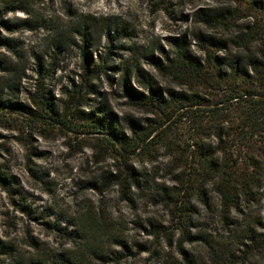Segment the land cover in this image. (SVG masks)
Masks as SVG:
<instances>
[{
	"label": "rangeland",
	"instance_id": "374dc122",
	"mask_svg": "<svg viewBox=\"0 0 264 264\" xmlns=\"http://www.w3.org/2000/svg\"><path fill=\"white\" fill-rule=\"evenodd\" d=\"M221 6L212 0H0V40L15 47L11 51L0 45V61L17 70L14 87L2 92L3 100L33 109L30 95L41 85L55 110L65 114L74 107L72 91L81 85L86 104L76 106L80 111L104 106L128 137L127 118L150 133L147 141L161 134L158 145L130 156L141 189L125 201L118 186L103 184L121 160L101 149L98 138L28 124L16 115V120H2L0 173L7 184H0V241L12 253L0 256V264L29 259L52 264L60 255L73 257L81 248L77 224L87 212L99 214L114 229L112 238L102 240L105 259L99 264H264V187L253 204L229 214L211 184L187 203L182 180L190 163L189 122L176 121V116L159 127V117L133 106L122 87L125 78L135 92L146 93L137 84L138 67L155 80L165 99L166 90L191 93L186 75L159 72L150 59L165 64V57H172L170 38L191 41L201 32L230 39L234 34L206 28L196 17L198 11ZM84 32L90 33L86 47ZM189 50L203 59L193 40ZM39 64L44 78L38 75ZM97 65L104 72L88 80L86 68ZM200 91L213 102L215 92ZM175 199L182 203L175 206ZM118 240L137 256L118 263Z\"/></svg>",
	"mask_w": 264,
	"mask_h": 264
},
{
	"label": "trees",
	"instance_id": "16d2710c",
	"mask_svg": "<svg viewBox=\"0 0 264 264\" xmlns=\"http://www.w3.org/2000/svg\"><path fill=\"white\" fill-rule=\"evenodd\" d=\"M212 1L224 7L198 11L196 17L206 28L224 29L234 34L230 39L197 33L192 40L203 54V59H198L189 50L192 40L188 41L185 36L170 38L169 45L174 49L172 57L166 56L165 64L150 59L159 72L173 77L179 74L180 77L187 76V85H193L188 87L191 93L166 90L163 92L166 94L165 99L155 80L138 67L137 84L146 93L135 92L125 78L121 81L129 102L159 117V127L176 116V121L189 122L192 135L191 144L187 145V161L190 163L184 171L185 179L182 180L186 183L183 185L185 193H188L185 201L188 203L193 193L202 192L205 184H211L220 199L223 212L229 214L253 204L264 187V0ZM243 20L248 21L247 24L235 31ZM88 36V32L82 34L85 47ZM0 45L11 51L15 48L6 39L0 40ZM222 52L224 55L220 56ZM83 55L86 57L85 51ZM38 69L39 77L44 78L41 72L43 65L39 64ZM104 69L102 65L94 66L92 70L87 67L85 75L90 80L94 75L103 73ZM0 71L3 72L0 77V122L6 118L16 120L20 117L28 124H41L46 128L98 138L97 145L101 149H107L121 160V167L104 176L103 184L118 186L123 200L131 201V196L140 191L141 184L140 175L128 163L130 156L137 150H148L151 145H158L161 134L147 141L150 133L145 132L136 120L127 118L124 121L132 134L128 137L116 117L104 106L95 107L87 113L80 111L76 106L86 104L81 85H74L76 89L72 91L69 101L74 107L65 114L55 110V105L41 89V85L30 95L33 109L11 99L3 100L2 92L5 89L12 91L14 87L13 78L17 70L13 65L4 67L0 61ZM3 79L5 82H1ZM87 88L92 89V86L87 85ZM200 88L215 92L213 102L202 97ZM0 184H7L1 173ZM91 186L98 188L94 184ZM174 203L176 206L182 201L175 199ZM56 228L63 230L66 237L72 234L66 229ZM112 231V226L99 214H82L75 232L81 248L73 257L60 255L58 261L52 264H99L105 259L102 254L105 243L102 240L112 238ZM116 244L122 250L114 258L118 263L137 256L121 241H116ZM178 249L187 260L180 245ZM11 253L12 248L0 241V256ZM27 262L17 264H45L35 259Z\"/></svg>",
	"mask_w": 264,
	"mask_h": 264
}]
</instances>
